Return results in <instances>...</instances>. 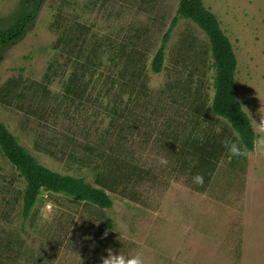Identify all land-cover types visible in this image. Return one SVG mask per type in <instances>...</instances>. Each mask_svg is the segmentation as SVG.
Masks as SVG:
<instances>
[{
  "label": "rangeland",
  "instance_id": "obj_1",
  "mask_svg": "<svg viewBox=\"0 0 264 264\" xmlns=\"http://www.w3.org/2000/svg\"><path fill=\"white\" fill-rule=\"evenodd\" d=\"M26 1L0 0V24ZM203 3L233 44L255 149L231 158L195 22L178 19L152 70L179 0H45L0 53V119L41 164L108 184L113 205L44 191L24 218L0 150V264H264V0ZM207 141L231 146L205 177L182 151Z\"/></svg>",
  "mask_w": 264,
  "mask_h": 264
},
{
  "label": "trees",
  "instance_id": "obj_2",
  "mask_svg": "<svg viewBox=\"0 0 264 264\" xmlns=\"http://www.w3.org/2000/svg\"><path fill=\"white\" fill-rule=\"evenodd\" d=\"M44 1L27 0L11 24L5 26L0 24V53L22 38L27 29L35 22ZM180 18L195 22L206 33L209 40L211 65L214 68V95L208 109L211 114L224 118L238 135L231 158H238L244 150L253 151L258 135L249 115L237 97L238 86L235 72L238 60L233 44L223 31L217 16L204 5L203 0H179L177 15L174 17L171 27L164 34L162 43L154 55L152 70L155 72L163 70L165 50L171 30ZM75 39L79 40L80 37L77 36ZM230 146L229 144L226 146V141H213L212 143L207 141L200 145L194 143L183 149L182 152L188 159L195 161L193 170L197 169L198 172L208 177L216 169L220 155ZM0 150L19 172V176L25 180L22 209L24 218L29 217L44 191L62 193L79 201L94 203L101 208H110L113 205L111 195L107 191L112 188L108 184L97 187L82 176L62 174L41 164L37 157L20 143L18 137L8 129L1 119ZM98 181L101 183L100 180Z\"/></svg>",
  "mask_w": 264,
  "mask_h": 264
}]
</instances>
